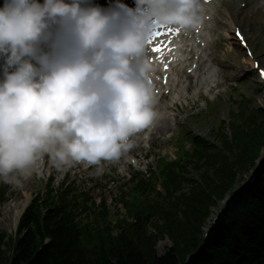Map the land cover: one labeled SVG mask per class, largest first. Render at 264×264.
Returning <instances> with one entry per match:
<instances>
[{
    "label": "clouds",
    "instance_id": "obj_1",
    "mask_svg": "<svg viewBox=\"0 0 264 264\" xmlns=\"http://www.w3.org/2000/svg\"><path fill=\"white\" fill-rule=\"evenodd\" d=\"M202 0H136L109 9L92 0H4L0 7V180L29 179L45 156L58 170L118 162L132 138L161 119L148 79L154 22L201 23ZM126 13L129 26L113 34ZM70 29L78 51L43 52L53 26Z\"/></svg>",
    "mask_w": 264,
    "mask_h": 264
},
{
    "label": "rangeland",
    "instance_id": "obj_2",
    "mask_svg": "<svg viewBox=\"0 0 264 264\" xmlns=\"http://www.w3.org/2000/svg\"><path fill=\"white\" fill-rule=\"evenodd\" d=\"M246 20V24L240 21L235 22L239 27L244 28L245 33L250 37V48L254 55V61L259 62L264 68V26H260L250 19ZM230 34L234 39L233 34ZM235 47L233 59L236 66L239 65L240 67L236 70H227L225 72L226 78L221 77L218 88H211L209 90H207L208 83L210 84L215 80L216 74L209 68H206L202 72L203 77L199 83V88L202 89L200 99L197 97L193 98V100L197 99L200 105L196 101H192L190 105H187L186 102L183 104L182 102L181 105L184 110L177 118L176 126L173 127V130L166 134V136H163L161 140L155 139L150 143L153 148L149 156L150 160H146L148 157L143 158L147 152L143 151L137 154L140 158L138 161L139 167L136 172L146 175L147 168L151 170V174L146 175L145 180L153 182V193H151L150 198L142 200L139 206L143 207V209L151 210L152 215L150 220H148L150 226L148 227L147 234L156 238L154 240L156 243L155 251L158 256H164L173 247L174 240L171 236L173 235V231L179 233L176 240L180 238L181 228L179 223L185 220V213H188L185 209L188 206L186 202L194 199L195 194L202 193L203 189L200 187H204L203 185H205L207 191H205V195L203 196H205V199L208 196L210 197L207 202L205 199H201V201L205 202L202 205L199 204L201 207H204L203 209L207 210L208 214L205 217H201L200 213H195L200 219L194 230V236L199 240H203L207 237L206 235L209 231H211L209 237L214 233L213 230L215 228L213 224L218 220V216H220V220L223 215L222 210L226 202H230L231 193L246 185L248 178L252 175L250 173L257 167L259 169L264 159L263 146L260 150L256 167L249 168L246 165L243 167L241 173L237 172V179L230 192H226L223 195L220 191L211 193L209 190V188L215 190L217 184H219L216 179L223 176L220 173V167H225L226 159L224 157L228 158V160L231 158L230 161L235 162L234 158L231 157L230 151L225 148L226 142L228 144V137L231 136L230 127H232L234 140H236V127L242 133L246 132L248 128L255 129L254 121L258 123L264 121V81L260 80L257 71L252 66L253 64L248 63L247 58L249 57L247 53L242 51L239 46L235 45ZM223 58V56L220 57L221 60ZM249 69H252V71ZM234 74L245 75L236 82L232 79ZM203 101L211 105L207 107V111ZM191 113L195 115L191 116ZM171 136L172 138L170 139ZM193 139L200 140L196 141V145H192L191 140ZM218 145L220 148L214 147ZM185 154L188 156L180 159V172L178 176L174 177L175 174L173 175V178L177 179L179 185L176 183L175 186H170L172 184L170 182H165L162 185L156 177L157 168H155V159L157 161L160 157L161 160L174 161ZM232 156L234 155L232 154ZM245 167L248 169L243 172ZM123 180L124 184H116V186H111V188L107 186L105 192L100 196L107 200L109 208L112 207L114 201H119L121 196H125L122 200L129 199L131 183L128 182V177H125ZM206 181H209L212 187H209L210 184ZM91 187L89 186L88 188ZM83 188H87L86 185H82ZM41 189L42 186H35L34 184L25 185L21 188L13 186L12 191L14 194L9 197V204L2 209V218L0 219V233L8 237L6 243L9 244V248L21 238L20 233L17 236H15L14 232L9 233L12 213L16 210L22 211L23 206L27 202L26 196L31 197V195L39 193ZM97 195L98 191L95 193V198L99 200L100 197H97ZM9 205L10 209L8 208ZM121 210L123 214H117L107 219L106 222L96 221V225L93 224L90 227L95 232L94 236L99 234V238L104 237L106 233L104 234L103 228L106 227L113 230V237L118 236L125 225L132 222V219L124 220L125 210L123 208ZM165 214H167V217ZM171 225L175 227H171ZM101 239L105 243L108 241L105 237ZM202 245L204 246L203 243ZM6 251H8V248H6ZM6 255L9 256L10 252H7Z\"/></svg>",
    "mask_w": 264,
    "mask_h": 264
},
{
    "label": "trees",
    "instance_id": "obj_3",
    "mask_svg": "<svg viewBox=\"0 0 264 264\" xmlns=\"http://www.w3.org/2000/svg\"><path fill=\"white\" fill-rule=\"evenodd\" d=\"M254 123L255 129L248 128L246 132L240 133L237 128L235 144L238 154H233L226 142V148L231 156L233 154L237 159L232 156L235 162H231L224 157L225 167H220L223 176L216 179L219 184L216 183L215 190L209 188L211 193L215 191H220L223 195L228 193L234 187L237 172L241 173L246 165L249 168L255 166V161L264 146V121ZM247 169L245 167L243 172ZM171 171V167H168L162 174H170ZM209 184V187H212L211 183ZM203 186L200 187L203 189L202 193L195 194L194 199L186 202L188 206L185 209L188 213H185V220L179 223L180 238L176 240L179 233L173 231L171 236L174 245L162 257L155 251L156 238L147 234L150 226L148 220L139 219L137 224L125 226L116 237H113L111 228H103L104 234L106 233L104 237L108 240L105 243L101 239L104 237L99 238V234L94 236L95 232L90 229L96 222L88 226L87 223L74 222L72 217L75 218L76 215L70 212L64 213L66 218L54 217L51 213L43 217L41 212L30 210L24 218V235L14 246L12 244L9 248L6 237L0 233V264H185L188 256L197 252L202 243V240L194 236V230L200 219L195 213H200L201 217L208 214L207 210L201 207L203 202L210 199L209 196L206 199L203 196L207 191V187ZM106 220L103 216L97 221ZM221 221L227 227H219L212 236L213 241L205 250L214 254V259L218 253L223 257L228 254V264H243L246 257L252 258L254 255L252 249L256 240L253 242V234L257 225L264 221V177L257 187L243 193L232 202ZM227 234H230V238L224 237ZM7 252H10L9 256L6 255ZM202 259L194 260L193 264H223L224 261L222 258L211 260L209 257L202 262Z\"/></svg>",
    "mask_w": 264,
    "mask_h": 264
},
{
    "label": "bare ground",
    "instance_id": "obj_4",
    "mask_svg": "<svg viewBox=\"0 0 264 264\" xmlns=\"http://www.w3.org/2000/svg\"><path fill=\"white\" fill-rule=\"evenodd\" d=\"M254 1H264V0H254ZM236 8H237V6H235V5L227 6V9H228V10H235ZM237 12H238L239 14H243V13L241 12V10H239V8H238V11H237ZM222 13H223V11H220V14H222ZM244 16H249V14H246V15H244ZM211 62H212V63L219 64V60H218L216 57L211 58ZM253 64H254V62H253ZM182 78H184L185 81L188 82L189 86H192V84H193V82H192V77H190V76H189V77L186 76V77H182ZM181 83H182V82L180 81V82H179V85H180ZM172 107H175V103L173 104ZM169 131H170V123H169V121H167V123H165V126L162 127L161 135H163V134H167Z\"/></svg>",
    "mask_w": 264,
    "mask_h": 264
},
{
    "label": "snow or ice",
    "instance_id": "obj_5",
    "mask_svg": "<svg viewBox=\"0 0 264 264\" xmlns=\"http://www.w3.org/2000/svg\"><path fill=\"white\" fill-rule=\"evenodd\" d=\"M159 24H160L159 21H156V22L153 23V25H159ZM165 27H167V25H165ZM175 32L178 35L179 34V29H176ZM241 39H242V37H241ZM154 51H160V49L157 48V49H154ZM262 74H264V73H262Z\"/></svg>",
    "mask_w": 264,
    "mask_h": 264
}]
</instances>
